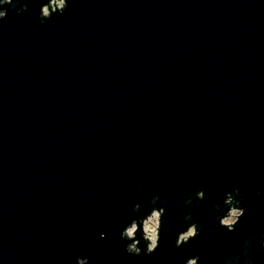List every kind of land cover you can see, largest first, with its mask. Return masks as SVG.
<instances>
[{
  "label": "water",
  "instance_id": "water-1",
  "mask_svg": "<svg viewBox=\"0 0 264 264\" xmlns=\"http://www.w3.org/2000/svg\"><path fill=\"white\" fill-rule=\"evenodd\" d=\"M47 2L0 20V264H264V0Z\"/></svg>",
  "mask_w": 264,
  "mask_h": 264
},
{
  "label": "clouds",
  "instance_id": "clouds-1",
  "mask_svg": "<svg viewBox=\"0 0 264 264\" xmlns=\"http://www.w3.org/2000/svg\"><path fill=\"white\" fill-rule=\"evenodd\" d=\"M13 0H0V20L7 17V9L5 5H10ZM68 6V0H48L40 8V16L42 20L50 19L54 13H62ZM26 8V5H25ZM236 194H239V190H235ZM197 199H204L205 193L203 190L197 192ZM158 199V198H157ZM224 204L227 205L226 213L219 219V225L225 228L228 232L235 230L236 225L239 223L240 218L245 214V210L239 207V200H235L232 193L226 194V199ZM139 208V205H136ZM165 214V209L163 207L153 208L150 214L137 220L133 219L131 222L123 229L121 233L122 239H127L131 241L126 245V251L130 254L140 255L141 248L138 246L140 244V239L137 238L138 233L142 236V239L146 242V253L151 254L159 246L160 240V229L162 226V217ZM185 219H190L186 217ZM199 235L197 225L195 223L191 224L186 231L179 233L176 239V246L181 247L183 244L188 243L191 239H194ZM103 236V234H102ZM264 246V242H262ZM199 257L190 258L186 261V264H198ZM78 264H88L87 258H78Z\"/></svg>",
  "mask_w": 264,
  "mask_h": 264
}]
</instances>
